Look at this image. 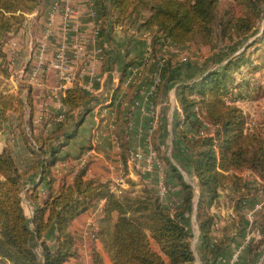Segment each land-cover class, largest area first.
Returning <instances> with one entry per match:
<instances>
[{
	"label": "trees",
	"instance_id": "trees-1",
	"mask_svg": "<svg viewBox=\"0 0 264 264\" xmlns=\"http://www.w3.org/2000/svg\"><path fill=\"white\" fill-rule=\"evenodd\" d=\"M41 2L0 0V86L10 77L3 51L5 40L20 30L26 15L40 10ZM219 3L220 0H98L99 38L101 40L109 28L123 24L136 32L149 34L151 49L141 72L145 75L150 64L158 63L157 52L164 42L182 47L197 36L210 39L214 26L219 24L223 40L232 44L235 38L245 37L254 30L258 0L248 2L250 6L245 7L248 11H229L223 19L218 17ZM263 40L255 39L239 54L222 60L217 68H208L204 63L196 75L176 78V99L181 110L177 113V126L184 143L181 155L197 183L196 188L186 183L177 167L168 162L181 192L180 203L172 207L163 204L149 188L134 197L127 189L115 194L110 182L86 178L88 165L78 169L71 184L64 179L56 185L54 167L62 159L60 152L77 134L92 105L99 101L98 97L77 85L65 90L62 96L67 109L65 119L57 129L49 133L42 129L36 134L31 88L25 86L27 92L23 97L20 93L0 91V133L12 125L15 116L20 136L33 158L31 166L21 171L9 147L0 151V264H67L79 258L76 238L69 226L100 202L104 204L99 229L92 240L97 238L102 242L113 264H195L189 225L192 215L198 224L204 260L207 264H216L232 242L227 227L218 231L219 235L214 233L216 217L212 208L218 205L220 192L229 189L238 194L234 208L239 211L240 204L247 202L242 200L248 199L249 191L236 174L252 170L264 178L262 135L258 131L245 133L246 115L236 105V99L233 103L227 102L234 89L242 86L234 75L243 65L251 74L264 69V57L260 63H255L264 50L254 59L250 57L255 56L260 48L257 44ZM250 49L253 50L248 53ZM104 58L106 60L107 54ZM171 66V59H164L155 95L171 80L168 69ZM131 67L132 63L125 65L123 76H127ZM139 78L131 84L132 89L138 86ZM132 100L127 103L131 105ZM123 109L120 117L128 127L131 109L127 105ZM120 144L121 158L125 157L126 162L127 142ZM127 149L129 151V147ZM31 175H37L40 183H46L45 197L38 187L24 195ZM25 196L33 206L30 217L23 207ZM33 241L39 253L33 249ZM263 244L264 239L249 246V254L253 256ZM91 264H104L94 248Z\"/></svg>",
	"mask_w": 264,
	"mask_h": 264
},
{
	"label": "crops",
	"instance_id": "crops-1",
	"mask_svg": "<svg viewBox=\"0 0 264 264\" xmlns=\"http://www.w3.org/2000/svg\"><path fill=\"white\" fill-rule=\"evenodd\" d=\"M41 1L40 10L33 14L26 15V23L21 26L17 36L12 39L16 54L13 65L10 66V71H23L27 74L29 67L33 62L34 47L38 44V41L43 35L52 6L60 0ZM70 2L76 10L77 16L74 20L73 28L68 33L70 44L69 52L71 56L76 55L77 51L74 45L82 36L85 43L80 56L77 59V71L80 74L81 84L91 86L92 90L89 94L98 97L99 101L92 105V111L85 117L84 122L74 138L70 140L68 145L62 148L60 152V157L62 159L57 164L59 173L56 174V185L64 179L68 184L72 183L75 173L80 168L79 163L82 154L92 148L95 149L96 154L92 157L91 162L89 163L86 176L87 179H95L100 182H110V185H112L122 172L125 173V168L121 162L122 148L120 142H123V140L124 142H127L129 140L128 132H125L124 136L120 135L118 132L114 133V127L115 125L118 126V123L125 125L122 122L120 115L126 105L131 106V109L134 110L138 103H142L141 95L144 93V91H142V85L150 80L152 72L148 69L146 70L144 76L145 79L141 81L137 88L132 89L131 84L126 86V80L130 76L133 67L137 64L145 65L148 61L151 49L150 36L144 32H136L133 27L123 24L109 28L105 36L100 40L99 36H94V29L101 21L98 0H70ZM62 23L63 10L60 8V11L55 15L52 23L54 35L50 40L47 50L46 58L48 61L52 59L61 42ZM10 36H12V34H10ZM21 44L22 46L20 47ZM24 48L27 49L25 50L26 53L23 50ZM99 48L103 49L102 55L98 53ZM104 54H107L106 60H104ZM23 59V68L19 69L22 65L21 60ZM10 60L11 59L8 56L6 59L8 67L10 65ZM127 63H132V68L127 70V76L125 77L123 76V71L125 70L124 67ZM152 67L153 65H151L150 69ZM45 80L47 84V90L45 91H40L36 87L23 82L20 84L31 88L30 91L33 94L34 105L36 106V109L39 108V110L43 112V115L49 116L50 118L51 116L58 117L61 115L62 119H65L67 109H62L59 101L53 97L54 92L57 93L60 91L57 90L59 88V80L53 69L48 68ZM17 89V86H15L12 92L17 93ZM144 90L147 91L148 88H144ZM127 98H130L131 100L133 99L131 105L127 103ZM156 102L157 100L153 99V106L157 108L160 102ZM133 114L134 117L132 118L136 124L139 122H145V118L142 117V119H140V114L135 110ZM137 118H139V122ZM39 122L40 120H36L34 123L38 124ZM50 130L51 129L48 128V131ZM3 135L9 136L8 133ZM14 145L15 146H13V144L10 145L12 148V155L19 169L24 171L31 166L33 158L25 144L20 142L18 138L14 140ZM4 148L6 147L1 149L3 150ZM97 149H99V152H97ZM127 170L133 178L141 179L145 185L153 186L154 188L156 187L157 178L155 173L138 177L137 174L133 173V169L127 167ZM34 187L44 190L46 183L41 182L40 184L39 177L37 175H31L27 179L25 189L29 190ZM170 191H175V189L172 187L170 188ZM170 197L169 193L167 199H170ZM173 199L174 201H164V203L169 206L178 205L180 203L179 198L175 200V197H173ZM24 201H27L26 207L28 212L26 215L29 217L30 215L28 213L29 209H32V204H30L26 196ZM261 202L262 201H253L252 203L251 201H248L242 206L243 208L247 207L248 211L255 209L252 211H254L253 213L257 216L260 211L259 209L264 206L263 202L260 204ZM102 203L104 204V202ZM103 204H99L95 209L79 216L71 223L70 231L76 238L80 257L77 259H71L67 264H91L92 248L101 255L104 264H113L109 255L106 253L102 242L100 240L93 241L90 236L91 225L93 226L97 224L99 226ZM217 206L212 208V213L216 217L214 224L217 225V229H214L217 231V235H219L218 231L221 229V226L225 224V220L220 219V216H224L226 220L232 221L231 216L234 215L233 210L235 211V209L234 206H232L233 208L227 205L226 208L224 206L221 208ZM257 207L259 208L257 209ZM259 231L261 237L241 250L239 260L236 264H264V244L261 246L260 250L262 254L261 252L258 256L257 253L253 256L249 254V246L264 239V231L261 229H259ZM190 232L192 234V249L195 256V264H207L203 256V247L199 239L200 232L195 215H192L190 218ZM230 234L232 236V242L221 257L225 260L229 259L239 247L243 245L246 230L244 229L240 232L236 231L235 233L231 231ZM216 264L225 263L218 261Z\"/></svg>",
	"mask_w": 264,
	"mask_h": 264
},
{
	"label": "rangeland",
	"instance_id": "rangeland-1",
	"mask_svg": "<svg viewBox=\"0 0 264 264\" xmlns=\"http://www.w3.org/2000/svg\"><path fill=\"white\" fill-rule=\"evenodd\" d=\"M249 1H256V0H220L218 17L220 19H223L222 17L226 18L228 16L227 13H229V11H232L234 13H242L248 11L245 7L247 5L250 6V4L248 3ZM257 4L259 5V8H258V12L256 11L257 13H256L254 30L245 37L235 38L234 39L235 41L232 44H230L231 43L230 41L228 42L226 40H223V37L219 32V24H217L214 26V34L210 39L202 36L200 37L197 36L192 42L182 47L173 46V48L167 51H163L161 49L162 48L161 46L160 51L157 52V54L159 53L158 63L153 62L151 64L153 65L151 69H150L151 65L147 67V69L150 70L152 73L150 75V80L147 81L144 85H142V89H143L142 91H144V93L141 95L142 103H138L134 109L136 112H138V114H140L139 115L140 119H142V117L145 118L144 120L145 122L140 123L139 118H137L139 122L138 124H136L133 121L132 117H134L133 114L134 110L131 109L132 107L130 106L131 112L128 115V118L130 119V122L128 123L129 128L127 127V125L126 126L121 125L120 123H118V126L115 125L114 127V133L118 132L120 135L123 136L125 132L129 133V137H128L129 140L127 141L126 145L124 144L126 146L124 147V149H126L125 156L128 154V152H130L128 154L127 160L129 159L130 154L131 153L133 154L139 147H143L149 150V147L151 145L153 150L157 152V158L161 163L162 167L160 169L161 171L154 172L157 178L156 186L158 184V178L161 174L164 178L165 185H167L169 189L172 187L175 189V191L169 190L168 193H170L171 196L170 199L165 198L163 201H174L173 197H175V200H177L178 198L181 199L180 186L178 184V181L174 177L173 172L170 170L169 167L170 164H168V162L172 163L173 165H175V167H177L179 172L183 175L184 181L186 183H189L191 186L194 184L195 185L194 188H196V183H197L194 173L188 167V164L183 161V157L181 155V150L184 147V143L182 141V136L180 134L179 128L177 126V119H178L177 113L179 110L177 107L178 103L176 99V87L178 83H176L175 80L176 78L190 77L192 75H196L200 67L204 63H205L204 65L208 66V68H217L218 65L221 64L220 62L222 60L225 61L228 57H232L239 54L240 52H242L244 49L247 48V45L253 43L255 39L264 38V0H258ZM26 19L27 18H25V21ZM17 33L12 34V36L8 35L5 40L6 43L3 46V51L5 53L6 59L8 57L7 52H9L10 50V45L11 43H13L12 39H14L17 36ZM226 43H229V45H226ZM21 46L22 44L20 45V47ZM258 46L260 47L259 50L255 54V56L250 55L251 59H254L256 55H258L261 51L264 50V40L260 45L257 44V47ZM12 50L13 51H11L10 56L13 57L16 51L15 49ZM23 50L25 51L27 49L24 48ZM252 50L253 49H250L248 53L251 52ZM263 57L264 54L261 56V59H259V61L255 60V63L257 64L260 63ZM166 58L171 59L172 66L168 67L169 71L171 72L170 73L171 75H169L171 80L169 81V83L166 82L164 84V87L161 89L159 94L157 93V95H155L157 89L155 80L159 78L164 68L163 62H161V60ZM23 61L24 59L21 60L22 65L20 66L19 69L23 68V63H24ZM160 63H162V65ZM144 66H145L144 64L143 65L137 64L135 67L133 68L131 67L132 68L130 73L131 81L134 80V77L136 78L135 75L139 74L141 68L143 70ZM245 66L246 65H243L241 70L237 71L234 75L237 78L238 83H241L242 86H240V88L238 87L234 89L233 92V94L235 93L234 97L232 94L229 96L230 98L228 99L226 98V99L228 103H233V100L236 99L237 100L236 105L246 115L247 121L245 125V133H252L253 131H258L259 133H261L264 142V69L258 72L257 74H251L250 73L251 70L249 68H246ZM8 68L10 71L11 70L10 65ZM144 76L145 75L139 76L140 78L139 80H137L138 85L141 83L142 80L145 79ZM129 85L126 84V86ZM15 86H17L18 88L16 92L20 93L22 97L25 96L27 92L26 91L27 88L25 86H22L20 82H18L17 72L13 70L10 71V77L8 79H4L3 83L0 86V91L7 94L16 95L17 93L12 92ZM152 87H154V89ZM144 88H148V90L146 91L144 90ZM245 91H247L248 93ZM153 99L157 100L158 103L160 102L157 108L153 106L152 103ZM127 100L129 102L131 99L127 98ZM154 117L157 118L155 127L152 124ZM34 118H36L34 119V122L36 120H40L38 124L34 123L36 127L35 130L36 134H38L39 131L42 129L45 130L46 133H49L54 129H57L60 126L59 125L60 121L64 120V118L61 119L60 117H56V116H51L50 118L49 116L43 115V112H41L39 108L36 109V106H35ZM16 123H17L16 117L13 116L12 125L6 128L4 132L0 133V151H2L1 148L3 147H9L10 149H12L10 145L13 144V146H15L14 140L16 138H18L20 142H23ZM48 128H50L51 130L48 131ZM151 130L152 133L150 132ZM5 133H8L9 136L3 135ZM128 147H129V151L127 149ZM97 152H99V149H97ZM85 153L82 154L81 160L83 159ZM92 157L93 156L87 158L88 162L87 164H85V166L86 165L89 166ZM123 159H125V157L121 158V162L125 168V174L126 176H128V180H127L128 187L126 190L127 193L130 194L132 197H134L140 195L141 191L144 188H149V189H153L155 191V194L160 199L156 187L154 188L153 186L151 187L145 185L141 181V179L140 180L135 179L130 175L126 166L127 160L126 162H124ZM58 162L54 167L55 176H57L56 174L59 173V168L57 167ZM133 173L137 174L138 177L143 176V174L140 171H137L135 169H133ZM232 174L233 172H231V175ZM236 175L241 178V180L247 186L248 188L247 190L249 191L248 199H244L242 201L264 202V178L260 177L256 172L252 170H244ZM29 190L25 189L24 195L27 194ZM39 190L41 191L42 197H45L47 193V187H45L44 190L43 189H39ZM238 197H239L238 194L232 193L229 189L226 191H221L218 200L220 201L218 203L219 208H221L222 206L226 208V205L233 208L232 206L235 205V201H237ZM262 202L260 204H262ZM26 203L27 201H23V207L25 213L28 212ZM244 203L245 202L240 204L239 211L233 210L234 215L231 216L232 221L226 220L224 216H220V219L225 220V224L221 226V229L227 227L228 230L230 232L232 231L233 233H235L236 231L240 232L242 231L243 228L246 230V227H248V225L250 224V220H248V215L252 210L255 209H251L248 211L247 207L243 208L242 205ZM99 204L101 205L103 203L100 202ZM163 204L165 203L163 202ZM259 210L260 211L258 212L257 216L255 214H252L251 216L252 224L254 227L264 231V206H262L261 209ZM32 213H33V206L31 210L29 209L28 214L31 216ZM242 217L244 220L241 221ZM216 227L217 225L214 224L215 229H217ZM69 231H70V226H69ZM214 233H217V231H214ZM91 234H92V230H91ZM91 239L93 238L91 237ZM50 241H51L50 245H53L52 242L53 240L50 239ZM32 247L37 253L40 252L36 242L34 241L32 242ZM260 250L261 248L256 252L257 256L260 255L261 252Z\"/></svg>",
	"mask_w": 264,
	"mask_h": 264
},
{
	"label": "built area",
	"instance_id": "built-area-1",
	"mask_svg": "<svg viewBox=\"0 0 264 264\" xmlns=\"http://www.w3.org/2000/svg\"><path fill=\"white\" fill-rule=\"evenodd\" d=\"M60 8L63 10V23L61 26L62 38H61V42L59 46L57 47L52 59L48 61V59L46 58L47 50L49 47L50 40L52 39L54 35L52 23L54 21L55 15L60 11ZM76 16H77V12L71 5L70 0H60L57 3H55L52 6L50 14L48 15V21H47L46 28L43 32V35L41 39L38 41V44L34 47L33 62L31 66L29 67L27 74L24 73L23 71L17 72L18 82L20 83L23 82L30 86L36 87L40 91H45L47 90V84L45 80L47 70L48 68L53 69V71H55L57 78L59 80V86H58L59 88L57 90H60L57 93L54 92L53 97L59 101L60 106L62 107V109L64 108V110L66 107L63 105L61 99H62V96L65 90L72 88L75 85L79 86L81 89H83L87 93H90V91L92 90L91 86L81 84L80 74L77 71V59L79 58L80 53L83 49V45L85 43V40L82 36L80 37L79 41L75 43L74 45L77 51L76 55L71 56L69 52L70 44H69V39H68V33L74 26V20L76 19ZM99 35H100V24L94 29V36L98 37ZM171 48H173L172 45H169L164 42L162 44L161 49L163 51H167ZM12 49H15L13 43H11L10 50L9 52H7L8 56L11 57L10 58L11 60L9 61L10 66L13 65L15 54H16L15 52L13 57L10 56L11 51H13ZM102 50H103L102 48L98 49V53H100L101 55L103 53ZM161 62H164V59H162ZM160 64L162 65V63ZM141 72H142V68L139 71V74H138L139 76L141 75ZM138 75H135L136 78L134 77V81L132 80L133 82L131 81V77L129 76L126 80V84L129 85V84L134 83L136 79L139 78ZM155 82L157 86L159 82V78L156 79ZM152 88L154 89V87ZM177 107L180 112L181 110L178 104H177ZM58 117L62 119L61 115H59ZM156 120L157 118L154 117L152 121V124L154 125V127H155ZM150 132L152 133V130ZM95 154L96 153H95L94 148L88 150L84 154L83 159L80 160L79 166L80 167L85 166V164H87L88 162L87 158L94 156ZM126 164H127V167H129L130 169H135L137 171H140L143 175H148V174L154 173L155 171L157 172L161 171L160 169L162 167L161 163L159 162L157 158V152L153 150L151 145L149 147V150L143 147H139L133 154L131 153ZM127 180H128V176H126V174L122 172L120 176L117 177L115 181L113 182V184L111 185V191L116 194H120L123 190L127 189L128 187ZM192 186L194 187L195 185L193 184ZM156 189L160 197V201L163 203L164 202L163 200L167 198L169 194L168 192L170 189L167 185H165L164 178L161 174L158 178V184L156 186ZM258 208L259 207H257V209ZM253 212L254 211L250 212V214L248 215V220H250V224L248 225V227H246V235H245V241L243 245L239 247V249L229 259L225 260V259L220 258L218 261L223 262L225 264H236L239 260L241 250L247 247L251 242L258 240L261 237L259 229L254 227L252 224L251 216L252 214H254ZM98 229H99V226L97 224L93 226L91 225V230H92L91 237L92 238L95 237V232L98 231ZM95 240H98V239L95 238Z\"/></svg>",
	"mask_w": 264,
	"mask_h": 264
}]
</instances>
